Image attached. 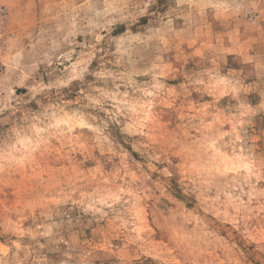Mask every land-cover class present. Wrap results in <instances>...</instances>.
Segmentation results:
<instances>
[{"label":"rangeland","instance_id":"1","mask_svg":"<svg viewBox=\"0 0 264 264\" xmlns=\"http://www.w3.org/2000/svg\"><path fill=\"white\" fill-rule=\"evenodd\" d=\"M0 264H264V0H0Z\"/></svg>","mask_w":264,"mask_h":264}]
</instances>
